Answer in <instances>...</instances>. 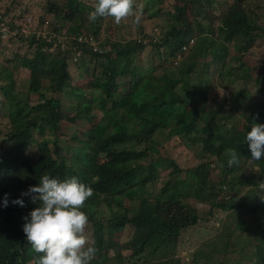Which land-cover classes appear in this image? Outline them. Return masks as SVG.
<instances>
[{
    "label": "trees",
    "instance_id": "obj_1",
    "mask_svg": "<svg viewBox=\"0 0 264 264\" xmlns=\"http://www.w3.org/2000/svg\"><path fill=\"white\" fill-rule=\"evenodd\" d=\"M69 1L45 0L44 10L53 18L41 22L40 28L26 32L9 22L6 34L0 30V64H4L0 70V264H35L38 254L28 244L22 225L38 202L33 204L21 193L45 174L61 180L74 175L94 189L83 209L88 224H99L92 235L97 252L90 264H198L196 253L185 260L174 255L172 244L198 225L204 206L211 216L215 210L238 214L234 230L246 234V248L254 245L251 237L262 242L264 160L250 159L245 136L253 121L264 123V92L247 105L250 114L238 128L236 117L232 118L235 102L229 104L227 99L217 108L209 105L201 111L189 80L192 63H182L179 70L166 69L159 76L164 90L145 99L140 85L155 67L149 66L143 74L136 58L149 45L153 59L175 61L194 46L215 69L210 82H201V105L210 104L208 95L216 86L262 85L253 71L264 70V1L261 5L262 0H170L168 4L144 0L141 8L135 5L143 13L139 24L133 16L136 36L125 45L120 39L98 37L104 17L93 23L86 16L96 0ZM161 19L166 24L158 26L157 35L146 31L148 21ZM202 40H207V49L198 45ZM221 44L232 51L217 68ZM254 49L261 59L254 58ZM75 62L81 63L80 68ZM73 65L80 78L76 84L69 71ZM21 67L28 70L25 90L17 88ZM63 93L76 97L77 113L98 118L82 138L76 136L77 145L62 146L65 140L57 135L61 123L70 118L62 105ZM239 95L237 104H242L250 98V90ZM191 99L194 108L185 111ZM210 100L213 104L215 98ZM226 105L230 109H224ZM167 129V137H180L188 148L199 149V163L182 169L174 159L158 154L156 136L163 137ZM228 149L240 154L238 165H228ZM163 165L170 169L168 178L154 191ZM254 168L256 172H251ZM248 189L254 195L247 194ZM233 197L239 200L230 204ZM16 199H23L24 206L13 203ZM126 230L128 240L114 245L112 236ZM231 243L236 246L237 241ZM160 248L166 251L155 258ZM259 249L256 243L249 264L254 258V264H264V248Z\"/></svg>",
    "mask_w": 264,
    "mask_h": 264
},
{
    "label": "rangeland",
    "instance_id": "obj_2",
    "mask_svg": "<svg viewBox=\"0 0 264 264\" xmlns=\"http://www.w3.org/2000/svg\"><path fill=\"white\" fill-rule=\"evenodd\" d=\"M62 3L63 0H53ZM69 1V0H68ZM170 0H167V4ZM263 1L261 5H263ZM45 0H0V21L7 25L10 22L12 25H17L21 27L26 32H29L32 28H40L41 22L45 19H52V15L48 14L44 8ZM71 3L70 1L68 2ZM135 5L138 8L144 6V0H135ZM8 15H7V14ZM43 18V20H42ZM155 22V23H154ZM164 26L166 23L161 20H154L152 24L148 21L146 24V31L150 32L153 30L157 35L159 30H157L159 25ZM1 25V24H0ZM134 23V17L129 16L124 18L119 25L114 22L112 17H104L99 23V38H110L112 39H120L123 42L121 45H125L127 40L132 39L136 36V28ZM0 30H2L0 28ZM7 30V29H6ZM5 30V31H6ZM35 30V29H34ZM12 33V32H11ZM90 43L93 46H96V41L90 40ZM199 46L207 49V40H202L201 44L198 43ZM16 46L12 44L10 47ZM196 48L192 46L188 52H186L183 56H180L179 60L169 59L168 61H159L157 59H153L150 52L151 47L146 45L145 49L137 56L136 64L142 69L143 74L148 73L147 69L149 66H154L155 70L150 72V78L144 80L141 83V88L145 91L144 97L150 98L161 93L164 90V82L160 79V74L163 73L166 69L171 68L175 69L176 67L179 70V66L184 63L186 65L191 64L193 67V71L190 73V84L194 86L193 88V98L196 102L200 104L201 111H205L209 108V105H213L216 108L220 103L224 100L229 101V104L235 102V107H233L234 115L232 118L236 117L235 125L240 128L244 122H246L247 117L250 114V109L247 108V105H251L255 102L258 96L263 95L264 92V84L254 85V83L249 86H245L242 83L238 82L229 87L217 88L213 89L209 95L208 100L210 104L203 103L204 96V84L201 83L203 81L210 82L211 76L215 75L214 67H211L208 61V58H205V54L199 53L195 50ZM218 50L219 59L216 62L217 68L221 66V62L227 57V53L231 52L232 49L224 44H221ZM9 51L4 50L3 53L7 54ZM254 58L259 60L262 58L261 53L257 50H253ZM157 53V52H156ZM249 57L250 55L247 54ZM250 60L253 59L250 57ZM20 61V60H19ZM15 63L16 66L21 64ZM254 62V61H253ZM76 66L79 67L81 65L80 62H75ZM4 67V64H0V70ZM80 68V67H79ZM71 77L73 79L72 83L76 84L80 78L77 76V70L74 65L70 67ZM20 73L19 82L17 84L18 90L26 89L25 79L27 77L28 70L24 67H21L18 71ZM81 73V69L79 71ZM253 75L256 78V81L260 83L264 81V70L263 71H253ZM147 77V76H146ZM254 78V77H253ZM259 88V89H258ZM250 90V98L248 101H244L242 104H237L240 95L243 90ZM214 97L215 101L213 104L211 103L210 98ZM75 96L70 94L63 93L61 95L62 105L67 114L70 116L68 120H65L61 123V132L57 133L62 140H65L61 143L62 146H66L67 143H72L73 145H77V137H83V131L89 130L94 127L96 121H98L97 116L95 119H90L85 117L82 112L77 113V108L75 107L74 101ZM24 100V99H22ZM191 99L189 105L184 106L183 109L185 111H191L194 108V103ZM237 104V105H236ZM243 105H245L243 107ZM230 106V105H229ZM228 105L225 106L224 109H230ZM111 128V126H109ZM168 129L164 132L163 137L158 135L156 139L158 141V154L163 157H169L174 159L182 169L189 168L195 166L200 162V159L196 157V148H188L184 145L182 139L180 137L169 136L167 137ZM77 136V137H76ZM71 151L68 152V156L71 155ZM81 158V156H80ZM163 165L159 170V180L156 183V187L154 191H158V189L162 186L163 180L168 178L167 172H169V168H164ZM251 172H256V168H254ZM247 194L254 195V190L248 189ZM262 196L264 197V190L262 192ZM239 198L233 197L230 201V204H234L235 201H238ZM209 211L208 206H204L199 209L200 214L202 215V220L199 221L198 225L192 228L185 230L180 240L177 243L172 244L175 246L174 255L176 253L181 255L185 260L190 258V254H195L197 258L198 264H217L218 262H222L224 264H249L248 260L250 253L254 251V245L257 243L259 245V250L264 248V240L262 242L257 241L255 237H251V241L254 245H250L247 248L245 247L246 234L240 232L239 230H234V222L238 217L233 210H226L221 212V210H215L214 215H207ZM97 215V213H96ZM244 223V222H241ZM97 225L99 224H87L85 228V236L92 243V235L97 231ZM233 230V231H232ZM232 233V236L228 239L229 235ZM129 238V230L124 231V233H115L112 236V243L119 244L124 243ZM231 239L237 241L236 246H232ZM227 240L229 242V246L227 245ZM231 243V244H230ZM226 247V251L225 248ZM146 256H151L149 252V248L145 249ZM166 251L165 248H160L156 252L155 258L162 256ZM113 255L112 251L110 250ZM173 254V253H170ZM209 258L210 261H207L206 258ZM258 259V258H257ZM116 262H120L117 260ZM255 262V258L253 259V264ZM28 264H34L33 261L28 262ZM131 264V263H129Z\"/></svg>",
    "mask_w": 264,
    "mask_h": 264
},
{
    "label": "clouds",
    "instance_id": "obj_3",
    "mask_svg": "<svg viewBox=\"0 0 264 264\" xmlns=\"http://www.w3.org/2000/svg\"><path fill=\"white\" fill-rule=\"evenodd\" d=\"M142 9L135 6V0H96L94 9L86 13L90 22L103 17H112L119 25L129 16L135 17V23L142 19ZM245 140L248 143L251 160H264V123L253 121ZM228 165L239 164L240 154L236 149L226 152ZM264 188V182L260 184ZM94 189L82 183L76 176L63 180L45 174L36 185H30L22 196H29L33 208L23 217V232L28 244L38 254L35 264H90L97 248L85 236L89 222L83 211L86 201L93 196ZM8 203L5 194L4 205ZM15 204L24 206L23 199H16Z\"/></svg>",
    "mask_w": 264,
    "mask_h": 264
},
{
    "label": "built area",
    "instance_id": "obj_4",
    "mask_svg": "<svg viewBox=\"0 0 264 264\" xmlns=\"http://www.w3.org/2000/svg\"><path fill=\"white\" fill-rule=\"evenodd\" d=\"M0 18H1V16H0ZM0 28L2 29V32H3V34L5 33L6 34V32L7 31H5L6 29H7V25L6 24H4L3 22H1L0 21Z\"/></svg>",
    "mask_w": 264,
    "mask_h": 264
}]
</instances>
